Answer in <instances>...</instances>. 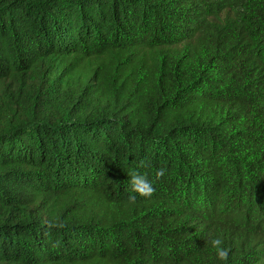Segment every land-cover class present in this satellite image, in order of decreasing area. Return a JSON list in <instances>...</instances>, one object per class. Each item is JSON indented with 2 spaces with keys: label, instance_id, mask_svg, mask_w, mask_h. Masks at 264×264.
Masks as SVG:
<instances>
[{
  "label": "trees",
  "instance_id": "1",
  "mask_svg": "<svg viewBox=\"0 0 264 264\" xmlns=\"http://www.w3.org/2000/svg\"><path fill=\"white\" fill-rule=\"evenodd\" d=\"M210 231L264 264V0H0V264H224Z\"/></svg>",
  "mask_w": 264,
  "mask_h": 264
},
{
  "label": "clouds",
  "instance_id": "2",
  "mask_svg": "<svg viewBox=\"0 0 264 264\" xmlns=\"http://www.w3.org/2000/svg\"><path fill=\"white\" fill-rule=\"evenodd\" d=\"M143 164V162H141ZM164 169H158L156 175L163 176ZM130 192L128 196V201L134 203L137 199V195L141 197H151L155 191L153 183L148 179L147 175L137 171L130 170L128 172ZM206 243H210L211 246L215 249L216 257L219 261H223L224 264H227L229 249L222 246V240L217 238L211 231L208 234Z\"/></svg>",
  "mask_w": 264,
  "mask_h": 264
}]
</instances>
